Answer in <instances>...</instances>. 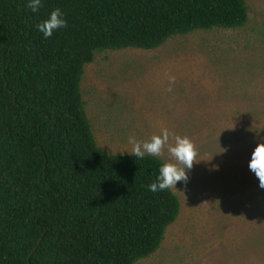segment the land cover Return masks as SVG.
I'll list each match as a JSON object with an SVG mask.
<instances>
[{"label": "trees", "instance_id": "16d2710c", "mask_svg": "<svg viewBox=\"0 0 264 264\" xmlns=\"http://www.w3.org/2000/svg\"><path fill=\"white\" fill-rule=\"evenodd\" d=\"M0 0V264H135L180 202L153 193L162 159L108 154L81 93L103 51L156 49L197 30L238 29L245 0ZM60 8L67 27L36 25Z\"/></svg>", "mask_w": 264, "mask_h": 264}, {"label": "rangeland", "instance_id": "374dc122", "mask_svg": "<svg viewBox=\"0 0 264 264\" xmlns=\"http://www.w3.org/2000/svg\"><path fill=\"white\" fill-rule=\"evenodd\" d=\"M245 2L241 28L103 51L84 68L86 115L106 153L128 154L129 137L147 141L164 128L197 151L187 184L171 188L177 218L135 264H264V189L248 167L264 142V0ZM159 158L175 163L167 146Z\"/></svg>", "mask_w": 264, "mask_h": 264}, {"label": "clouds", "instance_id": "9594fccd", "mask_svg": "<svg viewBox=\"0 0 264 264\" xmlns=\"http://www.w3.org/2000/svg\"><path fill=\"white\" fill-rule=\"evenodd\" d=\"M42 0H28L25 5L33 13L42 7ZM60 8L54 9L50 16L36 25L45 39L52 36L55 30L67 27V21L63 18ZM170 83L175 81L174 76H169ZM171 89L169 88V91ZM170 137L174 143H169ZM129 143L132 145V151L128 153L135 158L143 159L145 154L160 157L164 155L165 147L167 153L173 162H165L160 166L159 175L156 181L148 186V190L156 193L171 188H176L177 182L187 184L189 176L186 170H191L196 160V148L188 136H180L170 133L167 128L161 130L160 135H152L147 141H138L135 137H129ZM259 180V187L264 189V142L257 144L251 154V160L248 164Z\"/></svg>", "mask_w": 264, "mask_h": 264}]
</instances>
